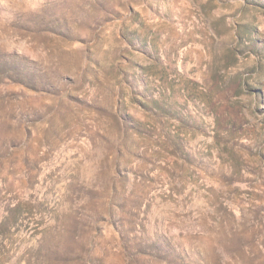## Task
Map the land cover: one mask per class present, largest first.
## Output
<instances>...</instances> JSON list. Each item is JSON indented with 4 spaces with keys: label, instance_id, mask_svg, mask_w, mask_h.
Here are the masks:
<instances>
[{
    "label": "rangeland",
    "instance_id": "1",
    "mask_svg": "<svg viewBox=\"0 0 264 264\" xmlns=\"http://www.w3.org/2000/svg\"><path fill=\"white\" fill-rule=\"evenodd\" d=\"M0 264H264V0H0Z\"/></svg>",
    "mask_w": 264,
    "mask_h": 264
}]
</instances>
